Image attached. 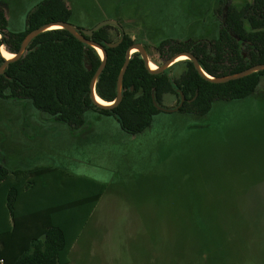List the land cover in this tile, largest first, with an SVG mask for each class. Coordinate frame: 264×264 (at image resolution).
Wrapping results in <instances>:
<instances>
[{
    "label": "rangeland",
    "instance_id": "obj_1",
    "mask_svg": "<svg viewBox=\"0 0 264 264\" xmlns=\"http://www.w3.org/2000/svg\"><path fill=\"white\" fill-rule=\"evenodd\" d=\"M42 1L0 0L7 29L22 31ZM65 2L72 26L114 20L120 28L110 31L113 39L131 35L159 66L165 62L156 51L159 40H209L218 33L224 4L239 8L251 0ZM185 59L169 67L171 80L185 71L178 63ZM177 101L166 94L167 111L131 135L112 117L89 111L84 126L72 130L28 100L0 99V157L11 153L24 169L55 170L40 179L42 192L55 195L31 190L40 196L33 200L20 193L16 208L103 190L93 207L72 209L67 264H264V76L255 93L216 101L204 116L170 111ZM6 212L0 192V231L12 227Z\"/></svg>",
    "mask_w": 264,
    "mask_h": 264
},
{
    "label": "trees",
    "instance_id": "obj_2",
    "mask_svg": "<svg viewBox=\"0 0 264 264\" xmlns=\"http://www.w3.org/2000/svg\"><path fill=\"white\" fill-rule=\"evenodd\" d=\"M71 16L65 0H43L28 14L25 28L11 32L7 29L5 10L0 5V47L4 46V51L9 54L16 53L30 31L47 23L69 22ZM221 16L223 20L218 33L211 39H162L156 51L165 60L174 54L189 52L197 58L201 69L215 78L264 64V0H251L239 8L224 4ZM111 30L117 31L114 26H103L91 37L106 53L105 67L94 87L96 95L106 102L115 99L118 74L129 47L136 43L125 32L114 40ZM120 39L117 46L106 45ZM4 58L0 51V66ZM101 62L93 47L80 42L67 30L44 31L31 40L23 57L8 63L4 73L0 74V99L28 100L35 109L72 130L82 128L86 113L94 112L112 117L124 132L135 135L146 130L153 117L163 112L155 104L162 107L166 94L177 96V106L181 95L184 97L178 113L204 116L216 101L242 100L255 93L264 76V70H261L226 83H213L185 59L178 62L185 64V71L179 79L171 80L169 68L153 74L145 67L140 54L134 52L124 73L121 102L105 109L98 107L90 97V82ZM20 173L27 175L26 172L14 175ZM10 174L13 172L0 157V192L5 195L7 214L13 219L12 227L0 231V264H67L73 228L41 219H36L33 227L21 226L16 204L28 181L25 178L20 184H13ZM98 190L86 198L91 207L103 192ZM65 207L56 206L52 211Z\"/></svg>",
    "mask_w": 264,
    "mask_h": 264
},
{
    "label": "water",
    "instance_id": "obj_3",
    "mask_svg": "<svg viewBox=\"0 0 264 264\" xmlns=\"http://www.w3.org/2000/svg\"><path fill=\"white\" fill-rule=\"evenodd\" d=\"M106 25H111V26H115V27L120 28L119 24L114 20L101 21L89 29H78V28L72 26L69 22H62V21L47 23L43 26H40L39 28H36V29L30 31L23 38L18 51L16 53H11L13 55L12 58H10V59L4 58L5 61L0 66V74L4 73V70H5L6 66L8 65V63L13 62V61H17L25 55L27 46L29 45V43L31 42V40L33 38H35L37 35H39L40 33L44 32V31H47L50 29H55V28H50L52 26H59L58 28H62V29L67 30L72 36H74L80 42L93 47L97 52H98V50L101 51V55L99 53L98 54L100 55L102 62L98 66L96 71L94 72L92 79H91V82H90V97H91L92 101L100 108L110 109V108L117 106L121 102V100H122V81H123L124 73H125L126 68L128 66L130 55L134 52H138L140 54L141 58L144 61L145 67L153 74L162 73L163 71H165L167 68H169L175 62L174 60L177 57L182 56V55L186 56V58L193 63V66L197 70V72L202 77L208 79L209 81H211L213 83H226V82L231 81V80L243 78V77H245V76H247L253 72L264 70V64H258V65L252 66L246 70L238 72L236 74L215 78V77H211L207 73H205L201 69L197 58L189 52H181V53L174 54L173 56H171L170 58L165 60V62L163 64H161L160 66H156L155 69H150L149 68L150 62H149L148 54H147L145 47L140 43H134L133 45H131L129 47V49L126 53L124 63H123L121 70L118 74L117 82H116V97H115V99L112 102H107L109 104H101L96 100L97 95L95 93L94 87H95V82H96L97 78L100 76V74L102 73V71L105 67L106 53L100 44L91 40V37H92L94 32H96L97 30H99L100 28H102L103 26H106ZM120 41H121V39L116 43H113V44L109 43L106 45L109 47H114V46H117ZM133 49H134V51L132 52ZM104 102H106V101H104ZM183 102H184V97L181 95V100H180L178 106L174 110H170V111L178 110L182 106ZM155 105L158 109L163 110V111H167L164 108L158 106L157 104H155Z\"/></svg>",
    "mask_w": 264,
    "mask_h": 264
},
{
    "label": "crops",
    "instance_id": "obj_4",
    "mask_svg": "<svg viewBox=\"0 0 264 264\" xmlns=\"http://www.w3.org/2000/svg\"><path fill=\"white\" fill-rule=\"evenodd\" d=\"M7 151L10 152L9 147H8ZM6 154H7V152H6ZM3 161H4V164L7 166V168L9 169V171L11 173L13 172V174H10L11 182L13 184H20V182H22L25 178H27V181L30 183V185L27 186L26 188H23V192L24 193L29 192V194H30L29 197L33 198V200H35V199L38 200L40 198V196L35 195L33 192L36 193L38 191H41V193H43L42 192L43 190L41 189L42 184L40 183V179L42 177L47 176L48 174L55 173L54 168L47 167V166H39V165L37 166V165H33V164L31 165V167H29V169H24L23 167L20 166V161L17 162L15 157L11 153L8 156H6V159H3ZM17 172H26L27 175H23L21 173L18 175H14V173H17ZM73 180H74V178H73ZM35 187L38 189L34 190ZM31 190L33 192H31ZM89 190H90L89 194H83V195H86L88 197V196L96 193L95 188H89ZM52 192H53L52 190H45L42 197L43 196L49 197L50 195L51 196L55 195V193L54 192L52 193ZM87 197L75 198V199L71 198V199H67L65 201H61L59 203H57L56 201H54L52 199V201L46 205H34L38 202V201H36V202H32V204L34 206L30 210H25V209H23V207H20V208L17 207L16 212H17V217L19 219V224L23 227H26V226H32L33 227L36 225V219H41L43 221H51V223L54 225L73 226L74 224L71 223V220H73L72 216H71L73 213L72 209L85 205V203L88 202V200L86 199ZM48 200H49V198H48ZM68 204H70V205H68ZM62 205L66 206V207L62 208L58 211H52L53 210L52 208H54L56 206L59 207ZM6 214H7V212H6ZM31 221H32V223H31ZM40 224H42V223H40ZM12 226H13V223H12Z\"/></svg>",
    "mask_w": 264,
    "mask_h": 264
},
{
    "label": "bare ground",
    "instance_id": "obj_5",
    "mask_svg": "<svg viewBox=\"0 0 264 264\" xmlns=\"http://www.w3.org/2000/svg\"><path fill=\"white\" fill-rule=\"evenodd\" d=\"M59 26H52V27H50V28H58ZM134 50V49H133ZM133 50H132V52H133ZM99 51V54H101V51L100 50H98ZM2 52H3V55H4V57L6 58V59H10V58H12V54H9V53H7V52H5L4 50H2ZM183 58H186V56H179V57H177L175 60L177 61V60H180V59H183ZM174 60V61H175ZM149 68L150 69H155L156 68V66L153 64V63H149ZM96 100L99 102V103H101V104H109V103H107V102H104V101H102L100 98H98L97 96H96Z\"/></svg>",
    "mask_w": 264,
    "mask_h": 264
}]
</instances>
